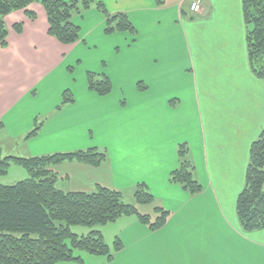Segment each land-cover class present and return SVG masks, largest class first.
<instances>
[{
	"label": "crops",
	"instance_id": "0c3cea01",
	"mask_svg": "<svg viewBox=\"0 0 264 264\" xmlns=\"http://www.w3.org/2000/svg\"><path fill=\"white\" fill-rule=\"evenodd\" d=\"M193 1L199 2L197 11L190 8ZM114 2L110 12H125L135 24L134 40L127 32L105 34V17L95 5L76 15L83 26L73 44L48 33L40 2L28 7L35 18L25 10L5 17L0 155L107 148L109 159L102 166L67 161L57 167L59 176L72 166V190L85 191L102 184L131 194L144 182L170 210L156 231L134 216L111 222L120 224L115 235L123 248L111 261L100 256L99 264H264V229L244 232L236 213L250 146L264 127V78L254 74L248 60L242 0H167L165 6L154 0ZM17 23L23 24L20 32ZM95 34L115 45L113 67L103 71L111 80L118 77L122 87L116 95L99 96L85 76L79 98L67 76L69 61L79 48L93 44L87 41ZM66 89L75 101L55 111ZM40 116L47 117L41 130L25 139ZM182 142L190 146L203 185L194 196L169 180Z\"/></svg>",
	"mask_w": 264,
	"mask_h": 264
},
{
	"label": "trees",
	"instance_id": "16d2710c",
	"mask_svg": "<svg viewBox=\"0 0 264 264\" xmlns=\"http://www.w3.org/2000/svg\"><path fill=\"white\" fill-rule=\"evenodd\" d=\"M40 2L48 19V33L63 44H73L81 39V26L74 20L93 5L104 15V33L127 32L133 40L137 28L125 12L111 13L103 0H0V45H8V28L5 17L17 10H25L29 17L36 14L28 7ZM165 6L167 0H154ZM246 29L248 60L254 74L264 78V0H242ZM23 24L15 28L22 31ZM89 90L99 96L113 91L111 78L105 72L87 71ZM140 90L146 85L138 82ZM75 101L70 89L63 91L62 100L55 111ZM46 118H36L25 139L41 130ZM2 122H0V128ZM178 166L171 171L169 180L180 185L188 194H200L203 185L196 176V166L191 158L190 146L182 142L177 146ZM109 159L107 148L92 146L72 151H59L32 156L0 155V175L6 174L12 164L22 165L29 176L15 184L0 183V264H58L60 261L80 260L74 249L104 256L111 261L123 248L119 236L110 247L99 230L79 235L74 225L94 226L108 224L123 216H134L148 229L162 228L170 210L156 201L144 182L135 185L131 194L136 203L127 202L125 193L117 188L97 184L92 191L58 188L57 167L67 161H78L93 167ZM152 205L148 212L139 206ZM236 213L244 232L264 229V127L251 143L245 184L236 201Z\"/></svg>",
	"mask_w": 264,
	"mask_h": 264
},
{
	"label": "rangeland",
	"instance_id": "374dc122",
	"mask_svg": "<svg viewBox=\"0 0 264 264\" xmlns=\"http://www.w3.org/2000/svg\"><path fill=\"white\" fill-rule=\"evenodd\" d=\"M106 4L107 8L110 9L114 4V0H103ZM194 16V18L197 17L195 14H191ZM190 15V17H191ZM77 17H74L75 22L78 24ZM184 26L187 27L186 19L184 18ZM182 21V22H183ZM83 21H81L82 23ZM81 26V25H80ZM83 26V24H82ZM81 26V30H82ZM82 35V34H81ZM92 40V45H87L85 48H79L76 52V59H72V61H69L71 64V68L68 69V78L73 80V88L75 91V94L80 98L82 93V87H83V78L86 76L87 71H94V72H105L103 71L105 68L112 69L113 67V58L114 53H116V47L113 45L110 41L103 37H97L96 34L92 35V37L88 38L89 41ZM73 56H71L72 58ZM105 66V67H104ZM56 78L61 79V74L56 73ZM118 77H113V88L115 87L114 95L118 94V92L121 90L122 85L119 83V80L117 81ZM142 83V82H141ZM127 93V88L125 89ZM111 93V96L113 95ZM127 96H129L127 94ZM121 100L124 101L123 97H121ZM42 118H47L46 116H40L39 119L42 120ZM103 148V147H102ZM12 155L16 153H11ZM18 156V155H16ZM63 176H59V179L56 183L58 188H61L65 191L72 190L73 188H76L74 185L76 183V176H73L72 173V166H66L62 170ZM66 173H71L69 178H66ZM29 176L27 170L20 164H12L8 172L6 174L0 175V183L1 184H15L18 181H21ZM124 199L129 203H136L133 194L125 193ZM139 208L144 211L148 212L150 209H152V205L147 206H139ZM120 224H97L94 226H85V225H74L72 226L73 232L79 234V235H85L88 234L92 230H99L102 232L105 242L110 245V247L113 246V242L116 238L117 229L119 228ZM74 256H80L82 258V261L80 260H69V261H60L58 264H99L101 257L99 255L91 254L88 251L80 250V249H74Z\"/></svg>",
	"mask_w": 264,
	"mask_h": 264
},
{
	"label": "built area",
	"instance_id": "2783aa9c",
	"mask_svg": "<svg viewBox=\"0 0 264 264\" xmlns=\"http://www.w3.org/2000/svg\"><path fill=\"white\" fill-rule=\"evenodd\" d=\"M191 9L192 10H198L199 9V2L198 1L192 2Z\"/></svg>",
	"mask_w": 264,
	"mask_h": 264
}]
</instances>
